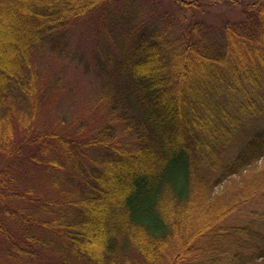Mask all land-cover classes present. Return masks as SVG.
<instances>
[{
    "label": "trees",
    "instance_id": "obj_1",
    "mask_svg": "<svg viewBox=\"0 0 264 264\" xmlns=\"http://www.w3.org/2000/svg\"><path fill=\"white\" fill-rule=\"evenodd\" d=\"M142 1L0 0L2 264H264V214L236 216L264 197V127L228 150L264 115V0L234 1L241 17L219 25L194 0L161 16ZM113 7L111 120L41 129L42 60L67 53L74 21ZM178 10L193 12L186 26ZM236 174L230 200L214 194Z\"/></svg>",
    "mask_w": 264,
    "mask_h": 264
},
{
    "label": "rangeland",
    "instance_id": "obj_2",
    "mask_svg": "<svg viewBox=\"0 0 264 264\" xmlns=\"http://www.w3.org/2000/svg\"><path fill=\"white\" fill-rule=\"evenodd\" d=\"M194 1L199 3L196 19H205L212 25H219L226 17L235 21L241 17L243 7H237L234 1L243 4L256 0ZM141 5L143 11H148L150 16L155 14L154 11L161 16L173 13L178 8L177 3L172 0H144ZM122 11V7H113L104 14L103 9H100L74 21L67 30L69 40L67 53L53 56L50 53L44 57L41 68L42 82L48 85V90H45L44 85L42 98L45 101V108L40 113L39 121L44 127L41 129L45 131L58 129L72 136L98 129L111 120L103 106L105 101L102 97V78L106 73L101 66L115 51L116 18L122 16ZM191 11L182 16L183 11L178 10L181 26H186L191 21L193 14ZM263 127L264 115L255 114L248 117L244 125L234 132L228 150L232 155L237 153L246 140ZM259 163V167H262L264 159ZM250 171L245 173L248 174ZM243 174H236L225 180L216 187L214 194L224 200H230L240 187L245 186ZM254 211L259 213L258 215L264 214V197L243 206L236 215L237 219L243 222L255 221L256 214L251 213ZM1 242L3 241L0 239ZM0 250H3L1 245Z\"/></svg>",
    "mask_w": 264,
    "mask_h": 264
}]
</instances>
